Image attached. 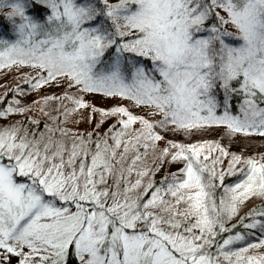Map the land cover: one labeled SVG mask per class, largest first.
Returning <instances> with one entry per match:
<instances>
[{"label":"snow or ice","instance_id":"6c2138e0","mask_svg":"<svg viewBox=\"0 0 264 264\" xmlns=\"http://www.w3.org/2000/svg\"><path fill=\"white\" fill-rule=\"evenodd\" d=\"M13 72L0 264H264V0H0Z\"/></svg>","mask_w":264,"mask_h":264},{"label":"rangeland","instance_id":"374dc122","mask_svg":"<svg viewBox=\"0 0 264 264\" xmlns=\"http://www.w3.org/2000/svg\"><path fill=\"white\" fill-rule=\"evenodd\" d=\"M15 76H16V74L14 72L10 73V74H0V89L5 91V89H6V83L5 82L7 81L8 84H11L12 82H14ZM48 91L51 93H57L58 94V90L55 88L48 89ZM19 98L22 99L25 104H30L31 101L36 99V95L34 93H27L23 97H19ZM86 99H89L92 103H94L98 106H101V107L110 106L112 103L111 100H107V99L100 97V96H88V97H86ZM37 112H38V108L35 111L29 112L27 114L33 115L34 117L41 119V121H43L42 117L37 116ZM13 118H19V117L13 116ZM110 121L111 120L106 121V123L103 127H106L107 122H110ZM79 127L80 128H87V127H89V125H87L86 123H81L79 125ZM215 135L216 134H214V133L209 134V138H213ZM176 138L180 139V137H176ZM239 147L240 146L233 144L231 146V150H237L238 151ZM253 149H255L256 152L264 151V147H261V144H260V138H255L254 144L251 147L245 149L246 154L250 153ZM175 167H177V165H172L169 168V171H174ZM162 171H163V168L161 169V172H159V173L162 174Z\"/></svg>","mask_w":264,"mask_h":264},{"label":"trees","instance_id":"16d2710c","mask_svg":"<svg viewBox=\"0 0 264 264\" xmlns=\"http://www.w3.org/2000/svg\"><path fill=\"white\" fill-rule=\"evenodd\" d=\"M21 87H26L25 85H23V84H21ZM5 91H3V90H1L0 89V94H3ZM235 103V102H234ZM26 115H28V114H26ZM12 119H19V118H13V117H11ZM111 122V121H110ZM110 122H107V123H110ZM25 123H28V121L25 119ZM43 126V121H41V124H40V127H42ZM257 138H259V137H257ZM160 173L158 174H156V176H155V179L158 181L159 180V177H160Z\"/></svg>","mask_w":264,"mask_h":264}]
</instances>
